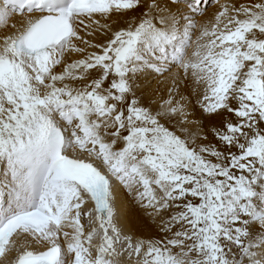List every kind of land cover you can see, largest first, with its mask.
Here are the masks:
<instances>
[{
    "label": "snow or ice",
    "instance_id": "obj_1",
    "mask_svg": "<svg viewBox=\"0 0 264 264\" xmlns=\"http://www.w3.org/2000/svg\"><path fill=\"white\" fill-rule=\"evenodd\" d=\"M0 264H264V0H0Z\"/></svg>",
    "mask_w": 264,
    "mask_h": 264
}]
</instances>
